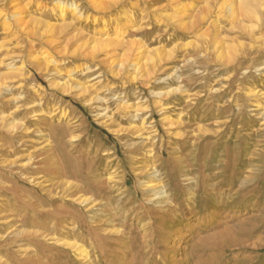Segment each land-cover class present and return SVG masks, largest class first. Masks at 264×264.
Listing matches in <instances>:
<instances>
[{
	"label": "rangeland",
	"instance_id": "obj_1",
	"mask_svg": "<svg viewBox=\"0 0 264 264\" xmlns=\"http://www.w3.org/2000/svg\"><path fill=\"white\" fill-rule=\"evenodd\" d=\"M0 264H264V0H0Z\"/></svg>",
	"mask_w": 264,
	"mask_h": 264
},
{
	"label": "bare ground",
	"instance_id": "obj_2",
	"mask_svg": "<svg viewBox=\"0 0 264 264\" xmlns=\"http://www.w3.org/2000/svg\"><path fill=\"white\" fill-rule=\"evenodd\" d=\"M64 6H66L65 2L64 1H59L56 3V9H58V11L60 12V14H63L64 13ZM230 12L231 13H234V7H230ZM70 12H73V13H78L77 12V6H73L71 9H70ZM164 92H156L155 95L157 96H160L162 95ZM125 104V108L129 107L131 103L129 102H124ZM106 111V110H105ZM104 113V112H103ZM154 187V186H153ZM82 198V197H80ZM79 199V198H78ZM77 199V200H78ZM82 200V199H81ZM83 202V201H82ZM94 202V201H93ZM81 205V204H80ZM68 246H70L71 248H73L76 253L79 255V256H86L87 255V252L81 245H79L77 242H72V243H69L67 244Z\"/></svg>",
	"mask_w": 264,
	"mask_h": 264
}]
</instances>
